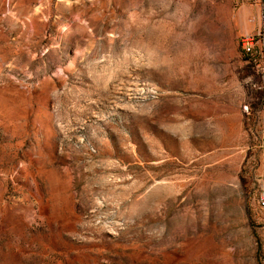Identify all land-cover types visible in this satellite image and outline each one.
<instances>
[{
  "label": "rangeland",
  "instance_id": "374dc122",
  "mask_svg": "<svg viewBox=\"0 0 264 264\" xmlns=\"http://www.w3.org/2000/svg\"><path fill=\"white\" fill-rule=\"evenodd\" d=\"M237 2L0 0V264H264Z\"/></svg>",
  "mask_w": 264,
  "mask_h": 264
},
{
  "label": "crops",
  "instance_id": "0c3cea01",
  "mask_svg": "<svg viewBox=\"0 0 264 264\" xmlns=\"http://www.w3.org/2000/svg\"><path fill=\"white\" fill-rule=\"evenodd\" d=\"M233 17L236 35H246L256 32L260 27L262 14L261 0H238Z\"/></svg>",
  "mask_w": 264,
  "mask_h": 264
},
{
  "label": "built area",
  "instance_id": "2783aa9c",
  "mask_svg": "<svg viewBox=\"0 0 264 264\" xmlns=\"http://www.w3.org/2000/svg\"><path fill=\"white\" fill-rule=\"evenodd\" d=\"M261 9L262 14L259 29L252 34L239 37V45L243 55L247 60L252 62H264V0H261ZM258 204L264 212V190L259 197Z\"/></svg>",
  "mask_w": 264,
  "mask_h": 264
}]
</instances>
